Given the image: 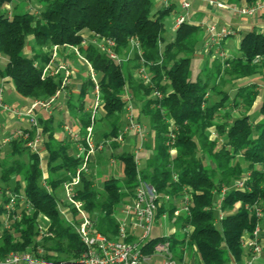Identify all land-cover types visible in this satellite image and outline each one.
<instances>
[{"label": "trees", "instance_id": "16d2710c", "mask_svg": "<svg viewBox=\"0 0 264 264\" xmlns=\"http://www.w3.org/2000/svg\"><path fill=\"white\" fill-rule=\"evenodd\" d=\"M227 1L231 5L241 1L247 5L264 2ZM12 2L0 0V55L6 58L0 78H6L17 95L31 102L49 101L61 85L60 76L41 78L50 51L53 46H75L97 75L101 105L95 124L108 121L107 130L100 135L94 126L95 140L115 137L124 124L125 89L137 110L136 120L146 122L149 134L144 149L150 155L143 168L136 166L130 152L115 156L120 145L113 143L106 151L121 162L122 180L104 181V197H101L91 174L81 177L78 198L84 203L85 213L94 220L95 229L107 238L118 239L115 213L132 196L139 174L162 198L157 201L156 219L166 214L168 222L177 229L190 228L181 241L175 238V233L170 236V248L176 259H181L182 247L188 246L196 249L198 264H227L230 258L239 261L244 254L240 240L245 233L253 231L257 222L252 209L246 207L264 206V98L258 109L252 108L259 96L258 85L242 84L256 76L264 77V34L245 33L239 42L238 55L223 63L219 59L209 60L212 52L204 53L207 59L201 69L203 76H199L193 75L191 62L202 54V29L184 22L162 47L164 20L172 9L154 10L152 0H36L40 6L37 14L28 10L10 17L5 7ZM85 33L114 41L115 52L120 56L129 51L130 41L136 40L140 55L134 50L129 60L117 63L93 44L81 47ZM65 52L60 49L59 54L67 61ZM141 67L150 75V85L135 76ZM222 78L233 82V91L217 89ZM92 86L89 79L83 81L78 95L69 93L65 102L68 119L71 124H78L81 137L89 125L90 112L84 99ZM70 88L71 85L66 91L70 92ZM154 90L162 93L160 101L152 99ZM213 93L220 97L208 99ZM243 108L244 112L238 113ZM254 112L257 116L252 117ZM167 118L177 127L173 157L166 146L168 125L164 119ZM37 120L47 152L46 183L55 191L66 181V173H74L81 162L74 157V147L68 141L54 137L63 119L57 128L53 115ZM7 145V158L11 160L8 162L0 155V179L6 186L12 184L10 192L26 196L31 211L17 208L19 220L9 223V229L4 230L2 215L7 198L3 193L0 261L12 253L32 250L38 244L55 254L46 255L52 260L75 257L81 251V244L59 214L54 196L40 185L42 170L38 157L28 151L21 139H13ZM244 173L249 174L246 189H229ZM223 186L228 191L220 204L223 217L219 219L215 214L218 204L215 197ZM184 189L190 194V216L175 218ZM165 196L169 197L168 201ZM40 216L49 219V231L53 235L41 241L37 231ZM160 240L163 239L154 238L148 244L153 246Z\"/></svg>", "mask_w": 264, "mask_h": 264}, {"label": "built area", "instance_id": "2783aa9c", "mask_svg": "<svg viewBox=\"0 0 264 264\" xmlns=\"http://www.w3.org/2000/svg\"><path fill=\"white\" fill-rule=\"evenodd\" d=\"M175 0H158L159 8L172 9V4ZM180 10L184 13L183 16H177L173 23V32L184 22L187 21V15L191 7L192 0H178ZM214 6L219 10L228 11L234 15L256 18L264 14V2L258 1L253 4L242 6H229L215 0H199ZM204 38L200 53L212 52L215 59L225 61L228 59V53L223 50L222 42L235 35V31L227 26H218L217 24H209L204 28ZM88 44L95 45L108 58L121 63L130 59L134 50L139 53V44L136 40L130 41V49L126 54V58H121L115 52V43L112 40L102 39L97 35L91 34V40L84 38L81 42V47H86ZM60 49L68 50L70 53L81 58L78 54V49L75 46L63 47L53 46L50 51V59L43 67L41 78L61 77L60 90L50 98L47 102L34 101L28 109L20 111L12 109L5 105L2 101V89H0V109L11 118L15 117L24 120L29 124V129H19L13 136V139H21L25 141V146L31 154H35L39 163L43 161V137L41 129L38 125L37 117L34 113L35 107H41L48 110L54 100L62 91H65L71 85L74 78L72 66L60 57ZM86 65L88 79L92 82V103L87 107L90 112L89 125L85 128V135L81 137L78 124H71L68 119L67 112L63 113L62 128L68 137L71 145L74 147V157L80 160V166L74 173H66V181H64L57 190H61L64 195V201L55 198L56 208L62 219L72 227L73 231L81 244V251L71 259H59L57 261L48 258L46 255H55L52 252L46 251L45 247L38 244L32 250H27L19 253H12L7 258L0 261V264H149L153 256H163L164 264H176L175 257L171 251L170 241L167 238L158 241L153 246H149L151 239L152 226L156 220V211L158 207L157 201L161 199L155 189L141 179L137 175V182L133 190L132 196L128 201L120 206L119 215L115 219L118 222V239H110L102 235L95 229L94 220L90 219L85 213L84 203L78 198V186L81 182L82 175L90 174V167L94 156L97 153L110 150L113 143L123 144L127 138H133L139 145V148L134 151V162L139 168L138 154L144 150V144L148 140V132L146 127L136 120V112L133 105V99L130 92L125 89L122 96L124 102V124L118 131L117 135L104 140H95L94 124L95 117L100 109L101 101L99 96V84L97 75L87 60L81 58ZM37 64L35 63V66ZM137 77L141 79L143 84L150 85L151 78L145 72V67H141L137 71ZM152 99L160 101L163 97L162 93L154 90L151 94ZM156 108L160 106L156 104ZM163 113V112H162ZM168 125L166 133V146L170 157L175 155V138L177 127L174 121L170 118L164 119ZM11 139L4 141L7 144ZM111 164L113 161H110ZM42 170L40 185L50 194L54 196L51 187L46 183L47 174ZM249 174H244L241 178L235 180L229 189L243 190L246 189V183ZM175 179V176H174ZM228 191L227 187H222L218 193V218L221 219L223 214L220 211V204L224 200L225 194ZM7 201L4 205L2 215L3 229H9V223L14 220H19L16 215L17 208H24L28 213L31 211V205L23 193L5 192ZM165 201L169 200L168 196L164 197ZM179 208L174 212L176 217L183 215L190 216V194L186 189L179 201ZM255 214L257 222L252 232L245 233L241 240L240 246L246 255L244 264H253L254 260L262 253L259 242V222L261 219L262 210L259 205L255 204L252 208L246 207ZM161 219L166 220L167 215H161ZM38 239L53 237L49 231V219L45 216H40L38 219ZM185 234H189L190 228L186 227ZM41 241V240H40Z\"/></svg>", "mask_w": 264, "mask_h": 264}, {"label": "crops", "instance_id": "0c3cea01", "mask_svg": "<svg viewBox=\"0 0 264 264\" xmlns=\"http://www.w3.org/2000/svg\"><path fill=\"white\" fill-rule=\"evenodd\" d=\"M215 1L223 3L225 5H229V6H242L245 4L243 1H241L237 5L229 4L227 0H215ZM176 6H179L178 0L173 1L172 9L174 10L176 8ZM187 21L191 24H194V25H197L198 27H200L202 29L203 33H204L205 26H207L209 24L214 23V24H217L218 26H225V23L228 22L229 24H228V26L227 25L226 26L233 29L235 31V35L230 37V41L227 44H224L225 41L222 42L223 47L225 46L224 50L227 53H229V50L231 51L235 48L238 49L240 39L245 33H248L251 31H256L258 33L264 34V14L260 15L259 17H256V18H248V17H243V16L241 17L238 15H234L228 11L219 10V9L215 8L214 6H210L208 3L203 2V1H199V0H192L191 1V7H190V10H189L188 15H187ZM173 23H174V21H173ZM173 23H172L171 28H173ZM203 37H204V35H203ZM27 50H28L27 52L30 53V47L29 46H28ZM231 55H232L231 57H234L233 51H232ZM199 56H200V54L197 55V57H199ZM2 61H3V57H0V67L2 66L1 65ZM200 69H202V67ZM73 71H74V78H73L72 83H71L70 92H67L65 90L64 94L60 93L59 96L51 104V106L49 107L48 110L42 109L41 107H35L34 113H35L37 118L40 117L42 119H46L48 116L54 115V113H59L63 118V113L66 112V105H65L66 103L65 102H66V99H67L69 93H70V95H75V96L78 95L79 85L84 81L77 68H75V69L73 68ZM256 78H258L260 80H264L263 76H256ZM0 89H2V101H3V103H4V96L3 95L8 97L9 99H14L13 101L18 103L17 108H13V109L24 111V110L28 109L29 107H31L32 103L34 102V101L31 102L29 100H26V99L20 97L19 95H17L14 92L12 85L7 81L6 78H0ZM233 90L234 89L232 88V91ZM257 91H258V89H257ZM259 102H260V97L258 96V99L256 100V102L254 104V107L257 106ZM3 117H4L3 120L5 121L4 122L5 125L3 124V126H4V129H3L4 138H3V140L4 141L6 139L13 140L14 134L19 129H21V130L29 129L27 127H21V126L17 127L18 129L13 128L12 124H11V120L13 118H11L10 116H7L4 112H3ZM18 120L21 122H24V120H20V119H18ZM18 120L16 119L15 122L19 123ZM54 127L57 128V124L56 125L54 124ZM54 137L57 140H65L71 144L68 137L66 136V134L63 131L62 124L58 127V130L55 132ZM127 139H129V142L131 143V145H135L136 141L133 138H127ZM126 140H125V142H126ZM120 149H121V146L116 151L118 152V151H120ZM43 153H45L46 155L44 156L43 161L40 162V167H41V169L45 170V166H46L45 161H46V157H47V152H46L44 146H43ZM103 153L108 154L107 151L97 153L93 158L91 166L94 165L96 162H99L100 160H102L101 155ZM149 155H150V153L146 152V155L144 156V160H146L149 157ZM124 201H126V200H124ZM124 201H123V203H124ZM119 209H120V207L118 208V210L115 213V214H117V217L119 215ZM261 210H262V213H261V219L259 222V229H260L259 242L261 245L262 253L259 257H257L254 260L253 264H264V206H262ZM168 223H169V227H167L166 230L163 232L162 238H167L170 241L171 240L170 239L171 234L175 233L174 234L175 238L178 241L183 240V238L185 236H181V235H182V233L184 235H186L185 230H179L176 227H174L173 225H171L170 222H168ZM181 252H182L181 259L175 258L176 264H198L199 263L197 252H196V249L194 247L188 248V246H184V247H182ZM245 259H246V255L244 253L239 261H236L233 258H230V260L228 261L227 264H244ZM164 261L165 260H164L163 256L162 257L161 256H153L150 259L149 264H164Z\"/></svg>", "mask_w": 264, "mask_h": 264}, {"label": "rangeland", "instance_id": "374dc122", "mask_svg": "<svg viewBox=\"0 0 264 264\" xmlns=\"http://www.w3.org/2000/svg\"><path fill=\"white\" fill-rule=\"evenodd\" d=\"M152 1L154 3V10L159 8L160 5L158 4V0H152ZM37 9H40V6L36 2V0H32V1L13 0V2L9 6L5 7V11L8 12V15L10 17H11L12 14H17V13H19L21 11H28V10L32 11L34 14H37L38 13ZM183 15H184V13L180 10V7L176 6V8L174 10L172 9L170 15L165 18L163 32L161 33V37H162L161 46L162 47H163L164 44H166L167 42L171 41V39L173 38V33L174 32H173L171 27H172V23H173L175 17L176 16H183ZM228 24L229 23L226 22L225 26L226 25L228 26ZM83 38H87L88 40H91V34L85 33L83 35ZM30 40H31V38H30ZM224 41H225L224 44H227L230 41V38H227ZM224 47L222 45L223 50L225 49ZM77 49H78V54L81 56V58H84L80 54L79 48H77ZM65 51H66L65 54L67 55V58H69L67 60V62L72 66V68H74V69L77 68L79 70V72H80V75H81L82 79L84 81H86L88 79L87 72H86L87 70H86V65L84 64L82 59L79 58V57H76L74 52L70 53L68 50H65ZM232 51H233V55L234 56L238 55L237 49L235 48V49H233L231 51L229 50V53H228L229 57L228 58H230L232 56L231 55ZM126 54L122 55L121 58H123V57L126 58ZM0 57H3V61L1 62L2 66L0 67V68H3L4 67L3 65L6 63V58L4 56H2V55H0ZM214 57L215 56L213 54H211L208 57V59L209 60H214L215 59ZM206 59H207V57L205 56L204 53L200 54L199 57L196 56V57H194L192 59L191 64H192L193 75L197 74L199 76H203L201 74V69L200 68L203 67V65L205 64L203 62L206 61ZM220 62L223 63V61H220ZM145 72L148 74L146 69H145ZM135 76H137V73H135ZM250 82H254V83H256L258 85V87H259L258 88V95L260 97V102H261V100L264 98V80H260V79H258L256 77H253V78L248 79V80H246L244 82L242 81V84H248ZM232 83L233 82H231L230 79L222 78L220 81L218 80V82H217V85H218L217 89H219L222 92H230L232 90V88L235 87ZM64 92L65 91H62L61 93L64 94ZM3 96H4V104L5 105H7L8 107H10L12 109L13 108H17V104L18 103L13 101L14 99H9L5 95H3ZM218 97H220V96L216 95L215 93H213V94H209V98L208 99L217 100ZM260 102L258 103L257 106H255L256 109H258V107L260 105ZM84 103H85V108H87L89 105H91V103H92V95L91 94H88L87 96H85ZM254 104H253L252 108H254ZM135 112H137V110H135ZM240 112L241 113L244 112V108L239 110L238 113H240ZM238 113L234 112V114H238ZM98 115H99V111L97 113V116ZM255 116H257V115L254 112L252 117H255ZM53 117H54V124L55 125L57 123H59L61 121V119H62V116L59 113H54ZM3 118H4L3 117V111L0 109V155H3V158H7V157H9L8 156L9 147H8L7 144H4V140H3V138H4V134H3L4 126H3V124L5 122L3 120ZM16 119L17 118L13 117V119L11 120V124H12L13 128H17L19 126L29 128V124L26 121L21 122V121H19L17 119L19 121V123H17V122H15ZM141 122H142L141 124L146 127V130L148 132V129H147V126H146V122L145 123L143 121H141ZM107 123H108V121H106V120H104L102 122L96 121V124H94V126L100 130L99 135L101 133H103L105 130H107L106 129L107 128ZM120 146H121V149H120V151L114 153L115 156L120 155L121 153H125V152H130V153L134 154V151L139 148V145H138L137 142L135 143V145H131V143L129 142V139H127L126 142H124ZM145 155H146V150L145 149L141 153L138 154L137 158H138V160L140 162L139 168H143L144 167V164H145L144 156ZM101 157H102V160H100L99 162H96L94 165H92L90 167V174H91L92 179H93V184H94L95 190L100 194L101 197H104L103 190H102L103 182L108 180V179H111V178L116 179V180H122L123 177H122V165H121V162H119L118 160H116L114 158H111L109 156V154H107V153H103L101 155ZM23 159H25V157H23ZM10 160L11 159L7 158L6 161L9 162ZM111 160L113 161L112 164L110 162ZM244 174H248V173H244ZM11 187H12V184L10 186H6L0 179V200H1V197H2L3 193L5 194V192L11 191ZM54 197H56L57 199H59L61 201H64V195H63V192L61 190H57L54 193ZM215 199L217 200L218 198L215 197ZM128 200L129 199H126V201H128ZM215 214L217 216L219 214L217 209L215 211ZM115 217L117 218V214H115ZM174 217L176 218L175 215H174ZM167 227H169V223H168L167 220L161 219V217L157 218L155 220V222L153 223V226H152L151 238L163 237V232L166 230ZM216 227H217V229H219L218 225ZM181 236H184V234L182 233Z\"/></svg>", "mask_w": 264, "mask_h": 264}]
</instances>
